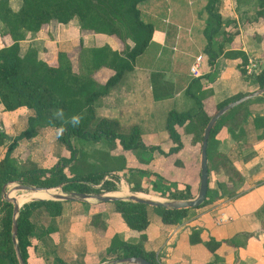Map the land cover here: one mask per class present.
<instances>
[{
	"label": "crops",
	"instance_id": "0c3cea01",
	"mask_svg": "<svg viewBox=\"0 0 264 264\" xmlns=\"http://www.w3.org/2000/svg\"><path fill=\"white\" fill-rule=\"evenodd\" d=\"M209 1L144 2L143 18L153 26L151 39L145 50L135 57L133 68L95 103L97 116L115 120L119 128L137 126L144 145H159L163 151L161 143L170 146L169 149L174 146L165 128L168 112H189L191 117L186 118L182 126H176L182 148L172 154L188 151L187 156L193 162H197L198 155L200 161V147L195 141L200 118L193 116L199 105L205 113L213 114L216 103L236 94L258 90L256 74H247L246 65L253 62L258 72L264 67V15L259 14V0H217L213 4L212 13L219 15L220 21L210 43L211 53L216 52L214 58L205 49L204 27L209 14L205 6ZM10 5L17 9L20 2L10 0ZM3 31L6 28L0 22V32ZM23 34L19 54L42 59L52 66L57 64L58 52L69 54L73 62V54L78 51L80 42L85 47L107 44L114 50L122 49L115 36L83 30L77 21L68 24L50 21L37 32L24 31ZM10 43L9 36L0 35V48ZM232 50L246 54L244 73L238 67L239 59L226 57L225 53ZM199 54L203 56L202 75L193 77L189 69ZM112 73L103 67L94 78L104 83ZM246 109L243 137L237 139L226 132L217 143L218 153L236 166L239 178L225 176L218 167L214 169V173L221 176L218 180L224 184L223 189H212L206 204L189 209L176 224L163 223L152 207L146 208L148 226L144 231L143 246L146 251L155 252L161 264H210L213 261L214 255L202 243H189L192 229L200 230L202 241L211 237L219 241L235 240L234 245L222 242L216 249L215 254L222 264H264V93L249 100ZM32 116V109L20 107L7 111L0 103L3 140L0 157L13 139L26 130L28 118ZM58 129L39 126L33 136L17 140L11 153L16 164L29 159L39 168L50 169L61 157H69L59 139L61 135L57 134ZM84 151L76 153L77 163H90L93 159L98 164L96 156L86 154L88 149ZM100 153L97 155L124 156L104 148ZM164 155L158 149L141 154L142 160L148 159L147 166L151 167L160 165ZM182 155L179 157L183 159ZM135 156L136 153L130 151L128 161L135 160ZM180 158L178 160L182 162ZM73 163L74 160L64 169L68 176ZM127 166H130L128 162ZM141 170V167L131 169L132 176L143 179L145 174ZM132 184L133 181L126 182L125 188L116 192L117 196L138 195L140 191L130 189ZM9 186L5 190L11 192L10 195H23L18 194L19 191H10L13 187L9 190ZM31 201L20 203V207ZM61 204L62 210L57 216L50 215L45 206L30 211L28 220L32 229L27 235V264H54L57 259L64 264H105L114 257L107 252L113 236L131 244L139 240L140 233L126 225L113 202L62 201ZM94 215L104 221L105 230L92 225Z\"/></svg>",
	"mask_w": 264,
	"mask_h": 264
},
{
	"label": "trees",
	"instance_id": "16d2710c",
	"mask_svg": "<svg viewBox=\"0 0 264 264\" xmlns=\"http://www.w3.org/2000/svg\"><path fill=\"white\" fill-rule=\"evenodd\" d=\"M148 0H19L20 6L13 9L10 0H0V22L4 24L6 31L0 35H7L11 43L0 48V103L7 111H14L20 107L34 111V116L28 118V127L16 136L0 157V206L2 217L0 220V264H18L12 240V204L2 199V189L5 185L16 182L42 188H55L61 186L64 192L94 193L116 190L113 181L104 180L111 174L112 179L123 177L119 174L126 167L125 157H107V161L95 165V162L77 163L75 155L77 148L71 142L72 138L81 140L88 139L91 142H112L117 139L124 151L135 149H160L158 146H146L142 142L140 129L133 126L125 134L120 133V128L115 120L102 118L96 115L95 103L101 97L107 95L122 79L125 72L133 68V61L141 54L148 45L153 26L143 18V5ZM217 0H210L205 6L208 18L205 21L204 32L207 37L206 52L211 53V40L219 28V15L212 13L213 4ZM259 14L264 15V0H259ZM50 21L68 24L77 21L80 28L94 33H104L115 36L122 44V49L114 50L105 44L96 47H85L80 42L75 58L77 67L66 52H58L55 66L49 65L42 59L29 55L19 54V41L23 39L24 31L37 32L44 24ZM128 41L133 44L129 45ZM226 57L240 60L239 69L244 73L247 56L242 51H228ZM106 67L113 71L104 83H99L94 74L101 68ZM255 81L259 88L264 87V67L256 74ZM244 94H236L215 104V111L225 104L238 99ZM246 101L233 107L222 115L212 126L207 143L208 162V187L204 205L209 201L208 195L212 189L221 190L224 184L213 179L211 186L210 173L217 167L225 176L239 178L236 166L223 154L218 153L217 143L226 135L234 138L243 137L242 124L247 118ZM62 110V111H61ZM215 113V112H214ZM213 113V114H214ZM213 114L205 113L202 105L193 116L199 117L198 131L195 141L201 143L203 130ZM74 116H81V122L77 126L71 124ZM190 113H178L169 111L166 119V131L174 143L169 153H175L182 148L176 126H182L184 120L189 118ZM54 126L63 127L64 133L59 136L64 144L69 157H61L55 166L50 169L39 168L29 159L17 165L11 156L17 140L23 137H31L35 134L36 127ZM189 127V126H187ZM186 128V127H185ZM224 130V132H223ZM3 143L0 134V144ZM76 148V149H75ZM161 151V150H159ZM163 154H166L162 152ZM70 166L68 176L64 169L68 163ZM111 162L117 165H110ZM131 171V170H130ZM125 175V174H124ZM159 179V177L157 178ZM154 190L161 193L168 191L156 186ZM99 185V186H98ZM140 183L132 184L131 190L140 191ZM189 185L168 193L170 199H191L195 197ZM29 198H47L44 194L29 193ZM51 196V195H48ZM62 200H33L23 204L19 209L17 218V245L20 254L26 263V249L28 246L27 235L32 227L28 216L32 209L37 206H45L48 213L57 216L62 210ZM115 209L120 213L126 225L133 231L139 232V240L131 244L113 236L108 253L113 254L112 260L120 257H141L151 264H161L158 255L153 251H146L143 243L146 239L144 233L148 226L145 204L130 200H116L113 202ZM150 207V206H149ZM199 207V206H198ZM161 217L165 224H176L186 216L189 209H172L164 207H152ZM94 227L105 230L104 221L99 215L92 217ZM262 227L264 225L262 224ZM200 230L192 229L189 235V243H202L213 255L210 264H222L216 249L222 242L234 245V239L219 241L209 238L202 241ZM247 235V234H240ZM54 264H64L56 260Z\"/></svg>",
	"mask_w": 264,
	"mask_h": 264
},
{
	"label": "rangeland",
	"instance_id": "374dc122",
	"mask_svg": "<svg viewBox=\"0 0 264 264\" xmlns=\"http://www.w3.org/2000/svg\"><path fill=\"white\" fill-rule=\"evenodd\" d=\"M130 43H132L131 41H128ZM121 47L122 44H121ZM73 57H75V54H73ZM73 66L74 69H76L77 67V61L76 58H74L73 60ZM189 127H186V129H188ZM181 130H184V132H186V129H182V127H180ZM120 133H127L129 131L128 128H120ZM71 142L74 144V147L77 148L78 152L84 151L85 149L88 151L86 152V154L95 157L96 156V160L98 159V164L102 163L103 161H105L107 159L106 156H99L97 154H101V149H109L111 151H113L114 154L117 153H123L125 156V162L124 165H126L127 168H125L122 172L118 173L119 174H123V177H117L115 178V182H112V184H114V188L117 190V186L119 185V189H120V185L121 183H130V181H133V184L136 185L137 183H140L141 186V190L140 192H138L139 194H142V196H146V197H150V198H155V199H168L170 200V198H168V193L169 192H173L172 190H178L183 188L186 184L189 185V189L193 194H197L198 191V187H199V173H200V166H199V155H198V160L196 161H191V159L189 158L188 155V151H181L179 154H172V153H168L167 151L169 149L170 146L168 145H164L165 143H161L163 145H161L165 151L161 150L162 152L166 153L164 155L163 158V162L160 165H152L151 166H147L148 164V159L146 161L142 160V156L141 154L143 152H146L150 149H135L134 154L136 153V156L134 157L135 160L129 159L127 158V154L129 152L124 151L121 147V145L119 144L118 140L115 139L112 142H105V140H101L99 142H91L88 139L85 140H81V139H77V138H72ZM198 148L200 147V142H198ZM159 146V145H158ZM75 148V149H76ZM156 149V148H155ZM152 150V149H151ZM160 150V149H159ZM158 150V151H159ZM160 151V152H161ZM85 152V151H84ZM182 154H184L185 156H183ZM200 154V153H199ZM183 156V159L180 158L179 156ZM181 159L182 162H180L178 159ZM107 161V160H106ZM91 162H94V160L92 159ZM127 162L130 164V166H127ZM96 164V163H95ZM97 165V164H96ZM110 165H117V163H115L114 161L111 162L110 161ZM155 166V167H154ZM137 167H141L143 171L144 177L142 179L138 178V177H134L132 176V172L130 171L131 169H137ZM147 169V170H144ZM155 170V171H153ZM125 174V175H124ZM132 176V177H131ZM159 177V179H157ZM210 178H211V186H213V179L217 180L220 179L221 176L218 175V173H214V171H211L210 173ZM156 183V186H160L162 187V189H167L168 191H165L164 193H161L157 190H154V185L153 183ZM17 184L16 182L10 183L9 185V190L15 185ZM56 192H64L62 189H59L58 187L54 188ZM131 189V188H130ZM12 191V189L10 190ZM122 191V189L120 190ZM115 191L113 194L117 195L119 192ZM27 192V193H26ZM110 192L112 191H105L102 190L101 193H108L110 194ZM118 192V193H116ZM29 193H33L31 191H19L18 194H23V195H19L17 196V194L15 195H11V196H15V198L19 199V202H26L28 200H31L28 196ZM134 193V192H132ZM138 194V195H139ZM47 198H49L50 196L46 195Z\"/></svg>",
	"mask_w": 264,
	"mask_h": 264
},
{
	"label": "water",
	"instance_id": "95a60500",
	"mask_svg": "<svg viewBox=\"0 0 264 264\" xmlns=\"http://www.w3.org/2000/svg\"><path fill=\"white\" fill-rule=\"evenodd\" d=\"M264 93V87L259 88L253 92L244 94L243 96L239 97L236 100H233L227 104H225L220 109L216 110L215 113L210 117L209 121L207 122L200 143V177H199V187L198 192L194 198L191 199H155L146 196H140L136 194H130L128 197H119L114 194H104L101 192H94V193H84V192H74L70 191L67 193L63 192H54L51 194L49 198H33L32 200H62V201H95V202H114L116 200H130L133 202H138L145 204L146 206L150 207H164V208H172V209H187V208H196L200 206L205 197L208 187V162H207V143L209 133L211 131L212 126L214 123L227 111L231 110L233 107L238 106L246 101H249L257 96H260ZM5 185L2 189V194L5 196L6 200L11 202L12 204V240L14 243L15 253L17 256L18 264H25L18 245H17V218L19 214L20 204L16 201L15 196H8L7 191H5ZM62 189L61 186L58 187ZM54 188H42L37 186H30L25 184H15L12 188L13 191H36V190H50ZM105 264H151L150 262L146 261L141 257H120L114 260H111Z\"/></svg>",
	"mask_w": 264,
	"mask_h": 264
},
{
	"label": "built area",
	"instance_id": "2783aa9c",
	"mask_svg": "<svg viewBox=\"0 0 264 264\" xmlns=\"http://www.w3.org/2000/svg\"><path fill=\"white\" fill-rule=\"evenodd\" d=\"M202 60H203V56L201 54L197 55L194 58V61H193L192 65L190 66V69H189V72L193 77H200L202 75L200 72V66L202 64ZM257 72H258L257 65H255L253 62L246 65V73L247 74H252V75L254 74L255 75V74H257ZM104 180H110V181H113L114 183H116L115 180L112 179L111 174L105 176ZM8 192L9 191H7V194H8ZM8 196H9V194H8ZM2 199L6 200V198L3 194H2ZM1 217H2V210H1V206H0V220H1Z\"/></svg>",
	"mask_w": 264,
	"mask_h": 264
},
{
	"label": "bare ground",
	"instance_id": "6f19581e",
	"mask_svg": "<svg viewBox=\"0 0 264 264\" xmlns=\"http://www.w3.org/2000/svg\"><path fill=\"white\" fill-rule=\"evenodd\" d=\"M125 186H126V184H125V183H122V184H121V188L118 189V190H119V191H120L121 189L123 190V189L125 188ZM118 190H117V191H118ZM31 192H33V193H38V194H44V195H51V194H53V193L56 192V191H55V189H50V190H47V191H46V190H36V191H31ZM10 193H11V192H8L9 196H11ZM140 196H142V195H140ZM16 201L18 202V204H20L19 199L16 198Z\"/></svg>",
	"mask_w": 264,
	"mask_h": 264
},
{
	"label": "clouds",
	"instance_id": "9594fccd",
	"mask_svg": "<svg viewBox=\"0 0 264 264\" xmlns=\"http://www.w3.org/2000/svg\"><path fill=\"white\" fill-rule=\"evenodd\" d=\"M61 111H62V110H61ZM81 119H82L81 116H74V117H72V119H71V124H72L73 126H77V125H79V123L81 122ZM64 131H65V129H64L63 127H61V128H59V129L57 130V134H58V135H62V134L64 133Z\"/></svg>",
	"mask_w": 264,
	"mask_h": 264
}]
</instances>
